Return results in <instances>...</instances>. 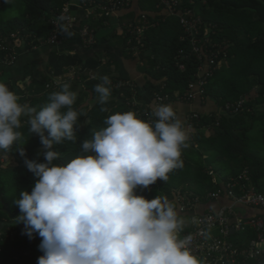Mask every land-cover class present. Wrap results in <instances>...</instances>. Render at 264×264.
Returning a JSON list of instances; mask_svg holds the SVG:
<instances>
[{"label": "trees", "instance_id": "trees-1", "mask_svg": "<svg viewBox=\"0 0 264 264\" xmlns=\"http://www.w3.org/2000/svg\"><path fill=\"white\" fill-rule=\"evenodd\" d=\"M8 1L0 0V7ZM67 1L19 0L18 15L10 18L0 15V44H19L26 50L50 44L51 19ZM83 1L87 7L92 3H104V0ZM159 2L141 0V11L148 13L154 25L141 35L144 46L139 47L140 57L134 55L136 42L127 31L121 32L123 49L128 58L139 60L138 67L145 74V87L156 99L158 96L165 98L161 104L190 102L185 97L186 92L189 84L198 79L202 61L194 53L179 16L162 14L156 8ZM182 5L202 21L200 37L208 38V54L217 52L216 67L204 80L201 97L212 98L227 113L198 114L197 118L192 117L193 113L189 114L185 125L190 124L192 133L188 147L182 150L183 167L170 172L166 182L158 180L146 189L138 188L136 194L149 200L157 195L167 196L173 201L175 194L181 193L192 201L197 200L194 206L204 205L213 200L212 194L222 183L239 177L244 171L250 177L246 183L264 193V0H182ZM139 17L134 23L139 22ZM91 21L88 24L95 29L97 38L105 24L94 16ZM64 39L61 36L51 45H58ZM7 52L0 48V60ZM15 56L17 58L18 53ZM36 66H27L25 77L30 80L28 92L31 95L21 103L37 110L48 102L50 93L60 90L63 83L53 85L54 78L71 69L75 71L74 78L67 82L78 94L73 107L82 110V115L77 121L75 140H64L54 146L53 150L60 153L57 163H66L81 155L83 141L91 139L94 131L104 128V120L112 114L132 110L145 121L157 119L152 115V109L135 96L130 82L118 75L115 63L110 59L91 57L84 60L77 54L52 51L44 75H34ZM105 75L112 81V90L109 101L101 105L94 87ZM120 81L125 84L118 86ZM241 98L246 99L245 106L236 112L234 105ZM102 108L108 110L102 111ZM27 120L28 117L22 116V127L18 129L23 134L18 145L23 146L26 157H22L14 145L6 154L0 153V165L5 157L46 163L40 137L29 133ZM7 172L18 199L21 192H31L38 180L24 162L15 164ZM237 193L240 194V190ZM16 210L19 206L11 207L0 191V264H37L43 255L39 247L42 238L33 233L34 241L30 244V237L22 234L25 225L16 221L21 213L12 217ZM187 230L185 225L181 233ZM30 248L34 255L27 258L24 252ZM16 253L22 258L21 262L14 258Z\"/></svg>", "mask_w": 264, "mask_h": 264}, {"label": "clouds", "instance_id": "clouds-1", "mask_svg": "<svg viewBox=\"0 0 264 264\" xmlns=\"http://www.w3.org/2000/svg\"><path fill=\"white\" fill-rule=\"evenodd\" d=\"M100 79L94 91L104 105L112 81L107 75ZM77 95L65 82L37 110L0 82V153L16 145L26 157L18 145L22 116L45 149L46 163L25 158L38 180L15 200L21 212L17 223L25 225L30 238L33 233L42 238L44 254L37 264H205L193 253L192 235L180 236L185 220L176 202L136 194L138 188L166 182L170 172L183 167L182 150L191 130L174 107L154 106L155 122L132 110L112 114L104 128L83 141L81 155L60 164L53 148L76 138L82 115L73 107Z\"/></svg>", "mask_w": 264, "mask_h": 264}, {"label": "built area", "instance_id": "built-area-1", "mask_svg": "<svg viewBox=\"0 0 264 264\" xmlns=\"http://www.w3.org/2000/svg\"><path fill=\"white\" fill-rule=\"evenodd\" d=\"M159 1L156 8L161 10L162 14L179 16L184 33L188 35L193 45L194 53L202 61L198 79L189 84L186 92L185 97L192 101L201 95V86L204 80L213 74V69L216 67L217 52H209L208 54V38L207 36L204 37L205 39L200 37L202 21L194 16L191 9L182 7V0ZM131 3L132 0H104V3H92L87 7L86 2L81 0L80 5L88 9L87 16L109 18L113 13L128 7ZM71 5V0L67 1L62 10L51 19L53 30L48 40L50 44L57 43L61 36L65 38L66 33L79 23ZM139 16V22L124 25L122 28L123 31L129 32L131 38L136 42L134 55L137 58L140 57L139 47L144 46L141 35L146 29L154 25L150 22L148 13L142 12ZM79 32L84 44L89 46L95 43V29L90 27L88 23L80 24ZM17 45L12 43L0 44L2 50H8L6 57L0 60V67L1 65L13 64L16 61ZM180 67L184 68L183 65ZM56 84L58 83H53V85ZM124 84L123 81H120L117 85L123 86ZM164 100L165 98L162 96L157 98L159 103ZM245 102V98L239 99L233 110L236 112L241 110L245 106ZM192 117L197 118L198 113L193 112ZM187 125L191 128L190 124ZM249 180L248 172L244 171L239 177L222 183L220 189L212 194L213 200L226 196L228 203L219 206L217 209H209L203 212H194L196 207L201 205L195 204L194 206L197 200H195L196 202L192 201L181 193L175 194L173 201L176 202L181 216L185 217V225L188 227L187 232L180 233V236L183 238L188 234L192 235L193 253L203 259L205 264H264V193L257 192L254 187L249 186L246 183ZM238 190H240V194L237 193ZM22 234H26L25 226ZM33 241L34 237L32 236L29 239L31 245ZM24 255L27 258H32L34 254L30 248L24 252ZM14 258L22 261L17 253Z\"/></svg>", "mask_w": 264, "mask_h": 264}, {"label": "crops", "instance_id": "crops-1", "mask_svg": "<svg viewBox=\"0 0 264 264\" xmlns=\"http://www.w3.org/2000/svg\"><path fill=\"white\" fill-rule=\"evenodd\" d=\"M71 4V9L77 15L79 23L66 33L63 42L58 45H41L34 50H26L18 44V57L16 61L13 64L1 65L0 67V82L5 83L9 88H12L21 98V101H23L26 97H30L31 95L28 92L30 80L25 77L27 66L30 64L38 65L34 69V75H44V70L46 69V64L52 51L71 53L79 55L84 60L93 57L114 61L118 75L126 79L124 81L130 82L129 84L133 86L135 96L139 97V100L146 103L151 109L154 106L161 104L157 101L155 95L146 89L145 74L138 67L139 60H131L128 58L122 45V28L124 25L134 23V20H136L142 13L140 9L141 0H133L129 7L116 11L109 18L102 19L100 16H94L95 18L103 20L105 26L101 27L99 32L100 35L96 38L95 43L89 46L83 43L79 32V26L81 22L91 23L93 16H87L88 9L86 7L83 8L80 5L81 0H71ZM68 33H71V35ZM74 73L75 71L71 69L69 72L55 77L54 80L59 84L67 82L74 78ZM165 104L172 105L184 122H186L188 115L193 112L202 115H207L213 112L219 114L227 113L220 108L212 98H203L201 95H198L190 102L175 101ZM185 126L189 128L188 125ZM189 129L191 130V134L192 129ZM227 203V197L222 196L204 205H198L194 212L217 209L219 206Z\"/></svg>", "mask_w": 264, "mask_h": 264}, {"label": "rangeland", "instance_id": "rangeland-1", "mask_svg": "<svg viewBox=\"0 0 264 264\" xmlns=\"http://www.w3.org/2000/svg\"><path fill=\"white\" fill-rule=\"evenodd\" d=\"M19 0H10L4 3L0 7V15L3 18L14 17L19 14ZM16 158V157H15ZM13 157H5L0 165V191L6 197L9 205L11 207L16 206L15 200L18 199L16 192L12 188V185L9 181L8 170L11 169L15 164L24 162L23 159H15ZM6 210L8 208H5Z\"/></svg>", "mask_w": 264, "mask_h": 264}, {"label": "water", "instance_id": "water-1", "mask_svg": "<svg viewBox=\"0 0 264 264\" xmlns=\"http://www.w3.org/2000/svg\"><path fill=\"white\" fill-rule=\"evenodd\" d=\"M89 154L94 155L95 153H94V152H90ZM6 207H7V206H6ZM20 213H21V212H20V209H19V210H16V211L13 212L12 217H13V218H16V216H17L18 214H20Z\"/></svg>", "mask_w": 264, "mask_h": 264}]
</instances>
